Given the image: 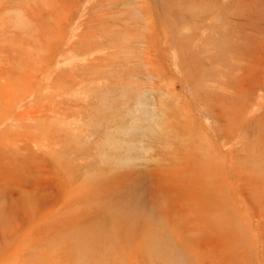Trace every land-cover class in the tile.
I'll return each mask as SVG.
<instances>
[{
    "label": "rangeland",
    "instance_id": "obj_1",
    "mask_svg": "<svg viewBox=\"0 0 264 264\" xmlns=\"http://www.w3.org/2000/svg\"><path fill=\"white\" fill-rule=\"evenodd\" d=\"M7 1L0 0V8L4 9L5 2L12 6L10 12L23 8L33 15L30 7L34 8L35 0ZM143 1L75 0L68 25H62L65 37L77 20L78 30L87 32L102 22L104 31L118 33L121 42L110 48L100 38L103 51L95 56L90 51L79 55L80 49L96 48L97 43L72 29L77 46L70 59L75 61L63 63L51 51L42 55V72L35 83L36 88L38 82V88L48 87L42 95L63 84L72 86L68 93H80L78 98L77 93L59 98L65 103L62 112L72 121L58 143L62 162L70 160L71 202L48 201L43 197L47 191L40 189L32 190L39 205L21 204L19 191L13 190L14 202L4 195V201L0 199V216H4V222L0 220V264H132L135 257V264H161L160 257L173 252L176 212L187 206L183 212L189 218L196 215L194 221H188L196 244L177 252L178 264H215L216 247L210 239L214 236L220 245H226L225 238L214 235L212 226L216 224L225 234L248 235L253 242V257L250 254L248 259L264 264V177L260 178L264 172V0H148L149 5L142 6ZM3 18L4 10L0 24ZM6 33L0 27V65L6 67L3 78L8 82L19 69L9 70L8 56L17 58L16 44L27 47L28 43L19 29ZM122 39L129 45H121ZM52 101L43 104L53 105ZM31 125L23 123L21 129L37 127ZM9 136L12 134L4 136V150H0L4 166L10 160L0 181V196L9 181H26L23 167L18 171L23 169L21 175L12 172L16 168L11 155L18 152L13 141L8 142ZM51 151L37 154L53 164L56 155L46 156ZM30 163L38 172L37 162ZM212 164L216 171L213 180ZM6 172L11 176L5 179ZM57 192L50 189L48 194ZM217 203L227 209L220 211L221 218L215 214L216 222L209 211ZM47 210L50 218L37 216L43 211L48 214ZM162 211L170 212L168 218ZM26 212L33 214L27 216ZM223 213L230 219L222 227ZM240 214L246 215L242 218ZM55 226L60 231H53ZM144 235L151 237L144 239ZM154 237L161 243L157 247ZM140 241L143 249L135 248L136 256H131L130 246ZM228 259L217 261L226 264L231 262Z\"/></svg>",
    "mask_w": 264,
    "mask_h": 264
},
{
    "label": "bare ground",
    "instance_id": "obj_2",
    "mask_svg": "<svg viewBox=\"0 0 264 264\" xmlns=\"http://www.w3.org/2000/svg\"><path fill=\"white\" fill-rule=\"evenodd\" d=\"M10 1H7V2L10 3ZM148 3H149L148 0H144L142 6L144 4H145L144 6H146ZM72 4H75V0H35V3L32 5L34 8L31 9V7H30V13L32 14V12H33L32 16L29 14V11H27V10H25L23 8H19V10L16 9L13 12H10L9 9L11 8V10H12V6H10L9 4H7L5 2H4V9L0 8V14L3 13V10H4V18H3L4 22H2L0 24L1 25L0 27H2L3 31L5 32V34H8V33H6V31H9V29L10 30L12 28L13 29H19L20 31L24 32V41H27V43H28L27 47H24V45L21 46V47H18V45H20V44H16V49H14V50H15V53L18 52V57L17 58H12V56H10V55L8 56V58H9L8 59L9 70H14L15 67L19 66L18 67L19 69L16 71V72H18V74L17 75L14 74L15 78H12V79H10V81H8V82L6 81L5 82V78H3V77L8 72L5 70L6 67H4L3 65H0V78L1 79L3 78L2 80H0V150L3 149L2 146H4V136H6L9 133L12 134V136H9L10 139H9L8 142H12L13 141V144L11 143V145L15 144L16 150L18 152L15 155L14 154L11 155V157H13L11 162H15L13 164V166L17 169V170L13 169L12 172L14 174L17 173V174L21 175V174H23L22 171L24 169V173H25L24 177L26 178V181L23 182L24 184L20 183V182H13V184H11L12 183L11 181L8 182L9 184L7 183L8 185L5 184L4 185V194L0 196V197H2V198H0V199H2V201H4V195H5L6 197H8L9 200H13V202H14V200H17V198H18V201H20L22 199L21 200V204H25V206H28L30 204L39 205V203L37 202V198H35L36 195H35V197H34V195H32V193H33L32 190H39L40 189V190L47 191V193L43 197H44V199H46L48 201H53V202L54 201H57V202L58 201H65L66 203L71 202L70 200H71L73 188H72V185H70V186L68 185V183L71 180V175H70L71 171L67 170V169H70L68 167V165L70 164V160H66L65 163L62 162L64 160V158L61 156L62 152L59 151V150H61V148H60L61 146H59L58 143H60V140L62 139V136H63V135H61V132L64 129L65 130L68 129V128L70 129L71 122H72L70 120V118H69L70 115L68 116V115L65 114L66 112H64V111L62 112V104L64 102H62V104H61L60 103L61 100L59 98H60V96H63L66 93H68V90L70 88H72V86H67V85L63 84L64 87H60V85L59 86L57 85L54 88H52L51 85H50L49 87H51L50 88L51 92H49V94H47V92H46L47 95H42V91H48V89H47L48 87L47 86L44 87V86L41 85L42 88L41 87L38 88V86H40L39 82H38L37 83V88H36L35 87V83L37 81L38 75L41 74V72H42V67H43L42 64L44 62L43 61V56L47 52L51 51L50 53H52L55 56H59L61 58V60H63V63H67V64L71 63L74 59H70V56H74L75 55V54L71 53L72 49H74V47L77 46L76 43H74L75 39L73 40L74 35H76L75 34L76 31L80 32L82 37L87 34V37L89 39H94L93 41L95 43H97V47L96 48H94V47L92 48L91 46H90L91 48H88L86 46V47H83L82 49H80L81 50L80 53H78V51H77V53L79 55H81L83 53H86V52H89V51H90V53H89L90 55H92V54L94 56L97 55L95 53H97L100 50H102V49H100L102 46L99 44L100 38L105 39V41L108 42V44H109L108 46L110 48H116L118 46L119 41H120V39L118 40V33H115V32H108L107 33V32L104 31V29L102 28V25H103L102 22L101 23L100 22H96V24H98L99 26L96 29H93V30L91 29L90 32H87L88 29H87V31H84V28H83V30L82 29L78 30V27L80 25H78L77 23L79 22V20H77L75 22V25H73L74 28H72L73 26L71 27V34H69V36L65 37L66 35H64L62 33V29H63L62 25L64 23L66 24L67 23V19H69V17L71 16L69 11H70V8H71ZM107 6H108L107 8H109V6H111V8H112L113 4L112 5L108 4ZM103 7H105V5H103ZM144 8L146 10V8H149V7H144ZM45 13L47 14V17H45ZM147 15H150V14H147ZM82 16H83V14L81 15L80 18H82ZM53 17H54V19H53ZM147 18H149V17H147ZM50 19L51 20L52 19L55 20V22H52L50 24L49 23ZM117 21L118 20H115V23H117ZM69 24H71V22ZM72 24H73V22H72ZM67 25H68V23H67ZM72 29L75 32L72 31ZM122 33L123 32H121L122 38H125V34H122ZM122 40L123 41H122L121 45H123V44L129 45V44L126 43L125 39H122ZM24 44H25V42H24ZM82 44L85 45V41ZM105 44H107V43H105ZM13 48H15V45H14ZM129 49H131V47ZM122 51H123V49H122ZM122 51H120V52H122ZM22 54H23V56H22ZM47 56L45 55L44 60L46 59ZM125 56H127V55L125 54ZM49 57H52V56H49ZM49 57H48V59H49ZM59 57H58V59H59ZM51 59L52 58H50V60ZM46 61H45V63H46ZM10 63H12V65H10ZM48 66H49V64H48ZM48 66H46V67H48ZM89 69H90V67H89ZM95 75L96 74H94V76ZM42 82H44V81L42 80ZM76 93L77 92L74 90V91H70V93H68V95L70 94V96H72V95L74 96ZM79 94L80 93H77L76 98H78ZM4 99L6 101L5 104H4ZM49 101L50 102L52 101V103L54 102V104L53 105H49V106H47V105L44 106L43 102L50 103ZM28 103H33V106L29 104L31 106V107H29ZM4 107H6V110L4 109ZM23 123L24 124H33V125H31V127H33L34 125H37V127L31 129V128H29V126H28V128L24 126L25 128L23 127L21 129V126H23ZM4 126H6V127H4ZM2 127H4V128H2ZM9 128L14 129V131H16L17 133L16 134L12 133V131H10ZM140 142H141V140H139V143ZM15 147H14V149H15ZM33 148H36L38 150V152L34 151ZM45 149H47V150L50 149V151L52 150L51 154H48L46 156L51 157L53 154L56 155V158L54 157L56 163H53V164L52 163H48V162H50L49 161L50 159H44L41 155L37 154L40 151H43ZM11 153H13V152H11ZM35 161L37 163H34V164L37 165L36 169H38L37 171L39 173L38 172H34L32 167H31V163L30 162H35ZM8 162H9V164L8 165L5 164V166H4V160L0 159V181H2L4 179V167H6V169L9 168L10 160H8ZM219 165L220 166H218V168L221 169L222 164L219 163ZM22 167H23V169L18 173V171ZM223 167H224V165H223ZM241 168H243V167H241ZM54 169H57V170L54 171ZM77 169H80V167H77ZM210 169H211V174L210 175H212L211 179L213 180L214 177H216L215 176L216 171L213 169V164L210 165ZM257 170H259V168ZM224 174H226V173H224ZM262 174H263V176L260 175L261 179L264 177V172H262ZM182 175H184V174H182ZM221 175H222V173H221ZM7 176H11L10 173L6 172L5 179L7 178ZM238 177H239V175H238ZM255 178H256V176H255ZM40 179L43 180V181H40ZM201 179H202V177H201ZM240 180L241 179H239V181ZM252 180L253 179H251V181ZM179 181H181V180H179ZM41 182H43V185H41ZM221 183H222V181H221ZM195 184H197V183H195ZM218 184H220V183H217V185ZM223 184H224V182H223ZM192 186H194L193 183H192ZM196 187H197V185H196ZM218 187H219V185H218ZM144 188L145 187L142 186V188H139L138 190L142 192V190H144ZM159 188H160V186H159ZM159 188H158V190H160ZM50 189L57 190L58 191L57 194L56 195H51L50 193L48 194V191ZM154 189L155 188H153V191H154ZM253 189H255V188H253ZM13 190L19 191L18 192L20 194L19 197L14 195L15 197H17L16 199L13 198ZM256 190H258V189H256ZM256 190H255L256 195H258L260 197V194H259L260 191L259 190L256 191ZM0 192H1V187H0ZM34 192H36V191H34ZM185 192L187 193V191H185ZM185 192H184V194H185ZM201 192H202V190H201ZM218 192H215V194L217 193L216 194L217 196L215 195L216 197H218ZM39 194H40V192H39ZM197 195H199V194H197ZM235 195H236V193H235ZM200 197H201V195H200ZM200 197H197V198H200ZM238 198L236 199L237 201H238ZM218 200H220V199H218ZM180 201L181 200H179V202ZM224 201H223V203H224ZM15 204H13V205H15ZM156 204H158V203H156ZM3 205H2V207H3ZM193 205L196 207L195 204H193ZM182 206H183V204H182ZM202 206H203V203H202ZM0 207H1V203H0ZM187 207H189V206H187ZM187 207H185L184 209H187ZM213 207H215L214 210H215L216 213L214 212V210L211 213L212 208L209 211L210 212L209 214L212 217V220L213 219L214 220L217 219V218L215 219V217H214L215 214H216V216L218 218H221L222 212H220V211L227 209V206L225 204L223 205V204H220V203L219 204L217 203V205L213 206ZM228 207H230V206H228ZM172 209H173V207H172ZM195 209L196 208H194V211H195ZM1 210H0V212H1ZM49 210H47L49 212L48 214H42V213L45 212V211H43V212H40L41 214H37V216L39 217L40 215H46V217H43V218L46 219V218L49 217V215L51 213V211H49ZM183 210H179L178 209V211L176 212L178 214V216H176L174 218V220H173V226L175 225L174 230H172V235H171L172 239H173V242H174L173 243V245H174L173 252H170L167 255L165 254L162 257H160L161 258L160 259L161 260V262H160L161 264H166L168 261H176V260H178L177 256H179L180 254L178 255L177 252H179V250L182 251V248L184 249V251L186 250V248L188 250L189 249H193V247L196 244V242L190 236V233H192L194 229H191V227H190L191 224L188 223V221L190 219H192V220L196 219L195 218L196 215L192 216L193 218H189L188 217L189 215H187V213L183 212ZM190 211H191V209H190ZM2 212H3V210H2ZM27 212H26V214H27ZM191 212H193V211H191ZM226 212H230V211L227 210ZM251 213H253V212H251ZM15 214H17V213H15ZM30 214H33V212H31ZM30 214H27V216H29ZM162 214H164L166 216V218H168L170 212L164 211ZM224 214H227V213H223V220H221V222H220L221 225L222 224L225 225V223H227V224L229 223V219L230 218L227 217L229 214L227 216L225 215L226 217L224 216ZM10 215H12L11 212H10ZM245 215H241L240 214V216H242V218L245 217ZM1 216H0V220H2V222H4V216H2V217ZM230 217H231V214H230ZM204 222H206V221H204ZM208 222H209V224H211L210 221H208ZM216 222H217V220H216ZM166 224H168V222ZM222 227H223V225H222ZM212 228H214L213 231L215 232L214 233L215 237L219 236L220 238H225V244L226 245L224 247H223V245H220L219 241L216 240V238L214 239V236H212V239H210V240H212V242H211L212 246L214 245L216 247V248L214 247L215 249L213 248L214 251H215V256L214 257L215 258L217 257L216 259L218 261L222 262V261L226 260L228 257H230V260L229 259L228 260L231 261V262H227L226 264H241L243 262L245 264V261H250V262L254 263L252 259L251 260L248 259V257H250L249 256L250 254H252V257H253V253H252V251H250L251 250L250 247L253 244V242H252L251 238L248 237V235H246V237H244L245 233L241 234L240 236H234V235H232L230 233L229 234H225L224 232L220 231L221 227L219 228L218 224L212 226ZM53 231L58 232V231H60V229H59L58 226H55L53 228ZM147 232L149 234V228H148ZM150 234H151V232H150ZM149 236L151 237V235H148V236L144 235V239H148ZM164 236H166V235H164ZM205 236H206V234H205ZM156 238H158V237H156ZM153 239H155V237ZM134 240H132V241H134ZM167 241H166V243H168ZM169 242H170V240H169ZM158 243H160V242H158V240L155 239L154 240V245H156V247H157V245H159ZM170 243H168V244L170 245ZM235 243H237V244H235ZM208 244H210V243H208ZM143 245L144 244H142L141 241H140V243H137V244L135 243L134 245H131L130 246L131 249H132V250L130 249L131 252H132L131 256L133 255L135 257L136 256L135 248H137V250L139 248H140V250H142L143 249L142 248ZM228 247L230 248V250H228V252H227L226 248L228 249ZM169 249H172V248H169ZM206 250H208V248H206ZM199 253H201V252H199ZM209 254H211V252L208 253L207 255H209ZM232 256H234V257H232ZM188 257H192V256H187V258ZM135 258H133L132 264L136 263ZM188 259L191 260L192 258L191 259L188 258ZM217 260H216L215 264H218ZM57 262H59V261H57ZM177 262L178 261H176V264H178ZM210 263L211 262H208L207 264H210ZM224 263H225V261H224Z\"/></svg>",
    "mask_w": 264,
    "mask_h": 264
}]
</instances>
